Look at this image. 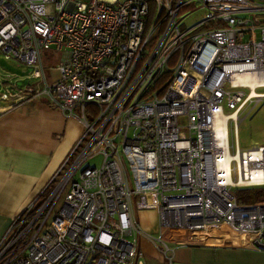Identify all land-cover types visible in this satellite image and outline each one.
Segmentation results:
<instances>
[{"label": "built area", "instance_id": "2783aa9c", "mask_svg": "<svg viewBox=\"0 0 264 264\" xmlns=\"http://www.w3.org/2000/svg\"><path fill=\"white\" fill-rule=\"evenodd\" d=\"M0 57L18 69L0 63L1 99H44L83 129L12 216L0 264H147L142 235L201 264L175 262L143 209L166 239L211 225L264 250V201L232 191L264 186V144L238 141L264 99V0H0Z\"/></svg>", "mask_w": 264, "mask_h": 264}, {"label": "crops", "instance_id": "0c3cea01", "mask_svg": "<svg viewBox=\"0 0 264 264\" xmlns=\"http://www.w3.org/2000/svg\"><path fill=\"white\" fill-rule=\"evenodd\" d=\"M82 130L78 119L64 116L44 99L0 98V240L12 216L50 189ZM151 214L156 212L140 210L139 221L147 224ZM169 240L175 262L264 264V250L224 245L232 241L227 228L211 226L208 235L181 233Z\"/></svg>", "mask_w": 264, "mask_h": 264}, {"label": "rangeland", "instance_id": "374dc122", "mask_svg": "<svg viewBox=\"0 0 264 264\" xmlns=\"http://www.w3.org/2000/svg\"><path fill=\"white\" fill-rule=\"evenodd\" d=\"M199 16L200 14L198 15V17ZM193 18H191V21H193ZM191 21H187V22H191ZM0 63L4 67H7L14 71H18V69L14 67L13 63L5 61L1 57H0ZM76 111L79 110L76 109ZM243 117L244 118L240 122L238 127L239 147L242 149H246L260 144H264V99L260 100L255 105V107L252 106V104H250L244 110ZM99 160H100V156L97 155L93 158L92 161L98 163ZM241 190L242 188L232 189L233 193L236 196L241 193ZM60 203H61V199L58 202V206L60 205ZM147 219H148V223L145 225H143L140 222L142 229L145 232L152 234V236L155 239L160 237L162 241L165 240V242L171 247V241L163 237V235L165 234L166 227L160 224L159 216L157 214H151L147 217ZM203 233L204 235L209 234V233H205L204 231ZM139 244L143 251L147 264H168V260L162 252L164 249V245L162 242L159 241L152 242L150 239H148L147 236L142 235L140 236Z\"/></svg>", "mask_w": 264, "mask_h": 264}, {"label": "trees", "instance_id": "16d2710c", "mask_svg": "<svg viewBox=\"0 0 264 264\" xmlns=\"http://www.w3.org/2000/svg\"><path fill=\"white\" fill-rule=\"evenodd\" d=\"M237 200L241 203H253L264 201V186L261 187H245L238 194Z\"/></svg>", "mask_w": 264, "mask_h": 264}, {"label": "bare ground", "instance_id": "6f19581e", "mask_svg": "<svg viewBox=\"0 0 264 264\" xmlns=\"http://www.w3.org/2000/svg\"><path fill=\"white\" fill-rule=\"evenodd\" d=\"M249 80V82L250 83H254V81H255V79H252V78H248ZM227 159H228V155H222V156H220L219 157V164H220V170H219V172L221 173V175H224L225 173H227V170H226V168H225V165H226V163H227ZM210 227H211V225L210 226H208L207 228H206V230H203L205 233H209V231L208 230H210ZM229 230V229H228ZM229 234H230V236L233 238V235H232V233L230 232V230H229Z\"/></svg>", "mask_w": 264, "mask_h": 264}]
</instances>
